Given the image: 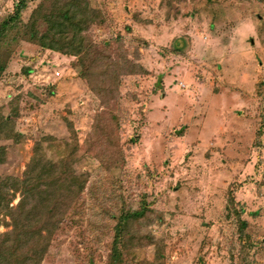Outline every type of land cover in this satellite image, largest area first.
I'll use <instances>...</instances> for the list:
<instances>
[{"label": "rangeland", "instance_id": "rangeland-1", "mask_svg": "<svg viewBox=\"0 0 264 264\" xmlns=\"http://www.w3.org/2000/svg\"><path fill=\"white\" fill-rule=\"evenodd\" d=\"M83 1L89 72L27 41L45 0L0 39V181L35 157L86 180L38 264H264V0ZM0 192L1 243L22 197Z\"/></svg>", "mask_w": 264, "mask_h": 264}, {"label": "trees", "instance_id": "trees-1", "mask_svg": "<svg viewBox=\"0 0 264 264\" xmlns=\"http://www.w3.org/2000/svg\"><path fill=\"white\" fill-rule=\"evenodd\" d=\"M26 8L27 0H20L15 5L13 14L0 24V39L8 29L17 27ZM91 14L92 10L84 5L83 0H45L33 10L29 21L24 25L27 41L41 49L79 57L80 66H83L81 69L88 71L82 60L91 50H88V43L77 36L80 30L94 23L96 16ZM39 19L46 25L43 33L38 30ZM82 27L84 28L81 29ZM84 79L89 82L88 76H84ZM257 135L260 137L261 133ZM71 151L69 156L72 155ZM63 164L62 161L56 164L35 157L26 169L25 179L12 181L6 178L5 182L0 181V186H7L9 191L19 190L22 197L17 207L8 214L13 228L5 234L0 243V264H38L47 253L53 232L58 229L66 215V211L60 209L64 204L67 205L68 201L75 202L86 183L84 176L76 175L68 167L65 169ZM147 212L149 211L146 208L123 212L117 223L116 241L123 240L122 246L132 244L135 237L127 228L131 222L145 218ZM245 225V222H242L241 229ZM125 236L131 238L125 239ZM143 239H136L137 243H141ZM121 259L119 254L113 252L110 264H120Z\"/></svg>", "mask_w": 264, "mask_h": 264}]
</instances>
